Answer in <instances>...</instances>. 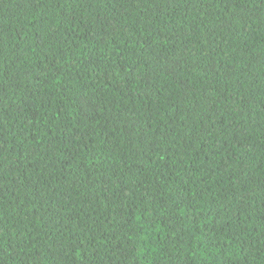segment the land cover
<instances>
[{
  "label": "trees",
  "instance_id": "obj_1",
  "mask_svg": "<svg viewBox=\"0 0 264 264\" xmlns=\"http://www.w3.org/2000/svg\"><path fill=\"white\" fill-rule=\"evenodd\" d=\"M0 264H264V0H0Z\"/></svg>",
  "mask_w": 264,
  "mask_h": 264
}]
</instances>
